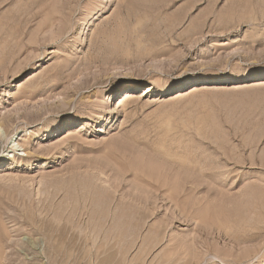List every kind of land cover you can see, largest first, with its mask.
<instances>
[{
	"label": "rangeland",
	"instance_id": "rangeland-1",
	"mask_svg": "<svg viewBox=\"0 0 264 264\" xmlns=\"http://www.w3.org/2000/svg\"><path fill=\"white\" fill-rule=\"evenodd\" d=\"M0 264H264V0H0Z\"/></svg>",
	"mask_w": 264,
	"mask_h": 264
},
{
	"label": "bare ground",
	"instance_id": "bare-ground-1",
	"mask_svg": "<svg viewBox=\"0 0 264 264\" xmlns=\"http://www.w3.org/2000/svg\"><path fill=\"white\" fill-rule=\"evenodd\" d=\"M3 117H4V116H3ZM8 117H9V116H8ZM8 117H7V118H8ZM16 146H17V147H20V146H18V144H13V147H16ZM21 151H22L23 153H25L24 150H21ZM58 249H59V248H58ZM63 254H64V252H63Z\"/></svg>",
	"mask_w": 264,
	"mask_h": 264
}]
</instances>
